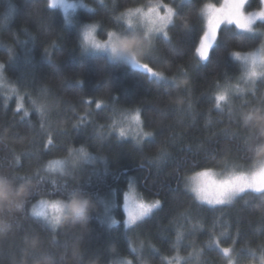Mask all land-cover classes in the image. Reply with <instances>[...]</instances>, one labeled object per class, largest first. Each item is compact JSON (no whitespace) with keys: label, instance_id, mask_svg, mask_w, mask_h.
<instances>
[{"label":"trees","instance_id":"trees-1","mask_svg":"<svg viewBox=\"0 0 264 264\" xmlns=\"http://www.w3.org/2000/svg\"><path fill=\"white\" fill-rule=\"evenodd\" d=\"M153 1L84 0L89 8L78 17L94 24L103 41L110 32L129 30V40L139 42L129 51L164 79L91 52L78 25L59 6L47 7L48 0H0V63L15 89L0 91V181L7 187L0 264H118L130 258L132 264H226L210 237L229 247L237 233L235 264H264V199L246 192L210 206L186 185L196 171L264 157V80L234 101H220L219 108L215 100L247 82L244 64L231 53L254 52L262 39L226 25L200 62L195 47L206 23L203 7L221 0H161L175 6L170 40L160 35L149 42L123 16ZM258 7L250 0L249 11ZM134 114L144 133L139 139L118 132L126 125L119 122ZM80 148L91 162H78ZM58 159L73 163L68 174L48 170ZM131 181L161 205L129 226L119 199L118 223L111 225L104 203ZM77 190L96 205L86 223L53 229L32 212L42 199H67Z\"/></svg>","mask_w":264,"mask_h":264},{"label":"snow or ice","instance_id":"snow-or-ice-1","mask_svg":"<svg viewBox=\"0 0 264 264\" xmlns=\"http://www.w3.org/2000/svg\"><path fill=\"white\" fill-rule=\"evenodd\" d=\"M250 0H221L219 4H206L204 5V11L207 15L206 23L204 30L199 37V42L195 47V56L199 58V61H207L209 55L215 45L216 40L218 39L220 29L226 25L235 26L241 32L254 33L257 29L254 27L255 24L261 23L264 24V0H258V10L249 11L248 5ZM61 6L67 9L68 5L63 3V0H48L47 7L54 9L57 6ZM137 12L140 10L137 9ZM175 17V9L171 4L161 3V0H156L155 4H150L148 6V11L145 14L147 21L148 34L151 33H161L164 39L170 40L168 28L172 20ZM157 21H160L158 24ZM95 25L90 26L85 32V39L90 40L92 37V31ZM129 30H126L124 35H127ZM264 34V33H262ZM114 33H108V36L111 38ZM147 38V36L145 37ZM111 43L109 39L107 44H95L94 46L97 49L105 48L108 44ZM120 46L125 50H130L139 47V42L135 39L132 40H122L120 41ZM260 54L264 57V42L260 46ZM231 55L239 61H243V64L247 65L249 57H255L257 53L249 52L247 54H242L241 52H233ZM131 63L134 67H139L149 73L151 76L159 77L164 79V74L162 72H157L150 66L149 63H141L140 60L132 58ZM4 64H0V69H5ZM250 79H264V71H256L254 68L251 71H244L242 78ZM228 99L227 89L221 91L216 97L217 102L226 101ZM91 103V101H89ZM219 103L216 104V107H219ZM100 105L97 104V108ZM40 111V109H37ZM42 114V113H41ZM140 122L139 115L133 117ZM262 126H264V121H262ZM123 135V133H121ZM147 136H151L152 133H145ZM52 141H49L51 144ZM79 151L87 155V152L84 148H80ZM60 160H54L49 165L51 167L60 164ZM191 184L190 191L194 194V199L199 200L202 203H207L209 205H222L226 203H231L238 194L244 192H251L258 195L261 199H264V169L246 173H232L229 175H220L211 171V169H204L196 171L195 174L188 178ZM36 196V193L33 194L28 204L32 201V197ZM161 201L156 200L153 204H145L140 202L137 205V211L135 213H129L128 223H133L136 219L142 218L152 212L153 208L160 206ZM53 210H57L60 207L59 200L50 202L48 204ZM41 211L36 212L35 208L32 209V212L37 217L46 218V208L44 207V202H41ZM115 224L116 221L114 220ZM238 236L231 241V246L221 247L220 241L210 237V244H215L220 252L223 253L225 257H228L226 264H235L234 259L232 258L233 254H239L236 249V244L238 243ZM177 240L180 239L179 234L177 235ZM251 251V250H249ZM127 264H132V261H127ZM246 264V262H245Z\"/></svg>","mask_w":264,"mask_h":264},{"label":"rangeland","instance_id":"rangeland-1","mask_svg":"<svg viewBox=\"0 0 264 264\" xmlns=\"http://www.w3.org/2000/svg\"><path fill=\"white\" fill-rule=\"evenodd\" d=\"M172 1L173 2H180L181 0H172ZM155 2L156 1H153L151 4H155ZM63 3L68 5L67 9H65V8H63V7L59 6V5L58 6L63 9V11H64L69 23L78 25V28L80 30V34H81V37L83 38V42H84L85 46L91 52H102V53L106 54V52L104 51L103 48L97 49L94 45L95 44H107L109 39L112 40L114 38L113 36L111 38L108 37V39L105 40V41L101 40L98 37V30H97V27L95 26L93 31H92L91 39L90 40H86L85 39L86 30L90 26H92L94 24H89V23L82 22L79 19V17H78V12L80 10H82V9H88L89 7H88L87 3L84 2V0H63ZM161 3H167V2L161 1ZM168 4H171L174 7V9H175V6L172 3H168ZM207 4H214V3L208 2ZM139 10H140L139 12H137L135 10V11H132V12H129V13L125 14L123 16V18H125V21H126L127 25H129L132 28L137 27V28L141 29L146 34V36L148 37L147 40L149 42H153L154 38H156L157 36H160L162 34L161 33H151L150 35L148 34L149 25L147 24V21H146V18H145V14L148 11V7L147 8H143V9H139ZM203 16H204V18L206 20L207 19V15H206V13L204 11V7H203ZM172 22H173V20H172ZM157 23L159 24L160 21H157ZM254 27L257 29V31L254 32V33L259 35L261 37V39H262V42H264V34H262V33H264V26L263 25H259V23H257V24L254 25ZM260 46H261V44H260ZM260 46L258 47V49H256L254 51L255 53H257V55L255 57H249L247 65L244 64V66H243V68L245 69V70L243 69L244 71H251L253 68L256 71H258V72L259 71H264V57H262L261 54H260V51H259L260 50ZM132 58H135V59L139 60L138 58L134 57L133 54H132ZM117 60H119L121 62H125V63L133 66L132 63H129V62H127L124 59H117ZM140 62L143 63L141 60H140ZM200 62H205V61H200ZM242 63H243V61H242ZM135 68H139V67H135ZM139 69H141V68H139ZM258 80H261V79L256 78V79L253 80V79L246 78V77L243 78V81H247V82L245 84L243 82V83H240L241 85H236L234 87L235 91L232 93L233 95H231V96L228 95V99L224 103H226V102L229 103V101H234V98H238V97H241L244 94H246V92L248 91V88L250 86H252V84L255 83V81H258ZM237 89H240V90L238 91ZM14 90L15 89H13L11 87V84L9 83L8 79L6 78L5 69H0V91H7L9 93V92L14 91ZM11 95L12 94H10V96ZM135 116H137V115L134 114V115L131 116V118L123 119V120H121L119 122L120 124H122V123L125 124L126 123L125 126L121 125V127L118 128V132L120 134L121 133H123V135L126 134L127 136H130L133 139H139L144 134V133H142L141 120H140L139 123H137V121L135 119H133V117H135ZM84 156L85 155L82 154V153H80L78 155H75V157H78L79 160H81V158L84 157ZM86 156H88V155H86ZM88 157H90V156H88ZM58 160H60L62 162L66 161V160H62V159H58ZM73 160L75 161L74 158H73ZM63 167H64L63 164H61L59 167H57L55 165V166H53V169H56V171H59V172L61 170V173H63ZM70 167H68V169ZM68 169H67V171H68ZM261 169H264V157L262 159H260V160L258 159L257 162H251V163H246V164L239 163V162H228V161H226L225 164L222 165L221 169L212 168L211 171H213L214 173L220 174V175H229V174H232L234 172H236V173H240V172L251 173V172H255V171L261 170ZM194 174H195V172L190 174V175H188V177L186 178V185H187V188L189 190L191 188V184H190V181H189L188 178L193 176ZM244 193H246V192H244ZM241 194H243V193H240L237 196H239ZM119 195H120V197H119ZM111 197L112 198H109L110 201H106L104 203V210L106 212V215H108L107 218H108V221L110 222L111 225H116V223H118V219H117L118 217H117V214H116L117 213L116 209L119 206V199H120V204H121L122 210L124 212V221L129 226L130 225H134V224L135 225L139 224V222H141L144 219H146L147 217H149L154 212L155 209L160 207V206H158L156 208H153L152 212H150L148 215H146V216H144L142 218L136 219L133 223H128L129 213L130 212L135 213L137 211V205L140 202H143L145 204H153V203H155L156 200H147L143 196V194L140 193L138 185H136L133 181L128 183L123 188L121 193H118L116 191V192H114L112 194ZM42 201L44 202V207L46 208V210H48L50 212V207H48V204L50 202H54L55 200L42 199V200L38 201V203H36L32 207V209L35 208L36 212H40L42 210L41 209V202ZM205 204H207V203H205ZM226 204H230V203H226ZM226 204H222V205H226ZM210 206H219V205H210ZM42 218L47 220V221H49L48 218H44V217H42ZM114 220L116 221L115 224L113 223ZM130 259H120L118 264H127V261H132V259L131 260Z\"/></svg>","mask_w":264,"mask_h":264},{"label":"clouds","instance_id":"clouds-1","mask_svg":"<svg viewBox=\"0 0 264 264\" xmlns=\"http://www.w3.org/2000/svg\"><path fill=\"white\" fill-rule=\"evenodd\" d=\"M111 43L108 44L104 51L109 56L111 60L124 59L127 62L131 63L132 53L128 50L123 49L120 46V41L129 40L131 37H128L124 34H114ZM79 163H88L91 162L90 157L84 156L81 158ZM61 164L63 167V174H68L67 169L72 165L71 161H61L60 164L56 165L59 167ZM48 170H52L53 167L47 165ZM23 187V185H21ZM31 193H29L30 195ZM7 197V187L0 181V205L6 200ZM60 207L57 210L50 208V212L46 210V218H48L49 223L52 225L53 229L64 226L70 221H83L87 222L90 211H96V205L93 204L90 197L83 194L82 191H73L70 193L67 199H58Z\"/></svg>","mask_w":264,"mask_h":264}]
</instances>
